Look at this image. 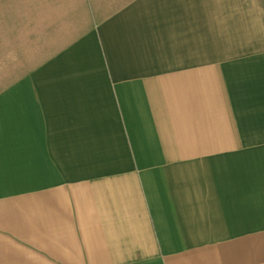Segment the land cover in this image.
<instances>
[{
  "label": "crops",
  "instance_id": "crops-1",
  "mask_svg": "<svg viewBox=\"0 0 264 264\" xmlns=\"http://www.w3.org/2000/svg\"><path fill=\"white\" fill-rule=\"evenodd\" d=\"M95 8L0 0V264H264V0Z\"/></svg>",
  "mask_w": 264,
  "mask_h": 264
},
{
  "label": "rangeland",
  "instance_id": "rangeland-1",
  "mask_svg": "<svg viewBox=\"0 0 264 264\" xmlns=\"http://www.w3.org/2000/svg\"><path fill=\"white\" fill-rule=\"evenodd\" d=\"M132 0H101L102 2V10L99 8H95L96 13H102V16L105 18L118 8L126 5L127 3L131 2ZM91 4V3H90ZM94 12V13H95Z\"/></svg>",
  "mask_w": 264,
  "mask_h": 264
}]
</instances>
